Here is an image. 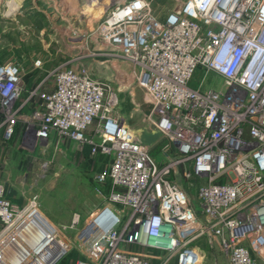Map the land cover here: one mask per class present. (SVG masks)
<instances>
[{"label":"built area","instance_id":"built-area-1","mask_svg":"<svg viewBox=\"0 0 264 264\" xmlns=\"http://www.w3.org/2000/svg\"><path fill=\"white\" fill-rule=\"evenodd\" d=\"M105 7L94 51L113 58L66 63L29 91L20 64L0 65L1 140L24 123L42 173L30 190L70 146L106 159L93 181L98 193L110 183L115 207L92 215L78 235L85 258L71 264H154L156 254L157 264H203V241L227 264H264V0H185L164 19L149 0ZM207 80L222 86L205 90ZM137 90L150 110L144 128L166 141L160 164L122 112L121 96L137 105ZM28 102L31 114L13 112ZM36 206L14 204L0 182V264ZM52 237L54 262L31 251L24 264L65 258L72 245Z\"/></svg>","mask_w":264,"mask_h":264},{"label":"rangeland","instance_id":"rangeland-1","mask_svg":"<svg viewBox=\"0 0 264 264\" xmlns=\"http://www.w3.org/2000/svg\"><path fill=\"white\" fill-rule=\"evenodd\" d=\"M149 1L155 16L164 19L185 0ZM110 3L111 0H0V65L20 64L26 75L25 89L29 91L40 87L48 73L66 63L91 64L113 58L107 52L94 51L96 31L105 6ZM200 78L198 74L194 87L198 86ZM221 86L220 81L207 80L204 89ZM27 98L28 94L24 92L22 100L27 101ZM135 99L137 105L130 93H124L121 96L122 112L142 140L152 146V157L160 164L164 161L160 153L166 141L155 133L153 138L149 137L152 135L143 126L144 116L150 112L143 91L137 90ZM13 112L31 114L30 102L24 107L18 103ZM24 131L25 125L19 121L15 138L7 144L2 142L0 131V182L6 186L8 198L18 206H26L36 197V210L45 220L43 226L54 229L57 240L67 241L73 247L71 255L64 260L83 259L85 256L77 249L78 235L90 224L95 212L106 205L113 206L109 200L111 189L104 187L98 193L93 181L95 172L103 167V160L91 158L88 148L80 159L76 148L70 146L66 156L58 154L48 168L46 178L30 190L29 186L42 173L40 163L32 164L36 151L27 143ZM47 158H38V161L44 162ZM25 173L26 182L22 184ZM76 217L79 221L75 224ZM92 229L89 227L87 233ZM15 248L6 251L8 255ZM126 249L133 252L135 248ZM202 249L206 255L203 264H227L217 242L215 246H208L203 241ZM155 257L154 264H157L163 256L156 254ZM170 264H176V260Z\"/></svg>","mask_w":264,"mask_h":264},{"label":"bare ground","instance_id":"bare-ground-1","mask_svg":"<svg viewBox=\"0 0 264 264\" xmlns=\"http://www.w3.org/2000/svg\"><path fill=\"white\" fill-rule=\"evenodd\" d=\"M31 216L32 217L30 219V223H28V228L23 230L18 235L16 243L10 245L11 248L16 247L15 251L10 253L11 255H8L6 251H10L9 247L5 252H3V257L8 261L9 264L26 263L27 260H29L28 254L31 251H35L37 253L44 251L49 252L48 245L52 243L51 239L54 238L52 236L56 234V231L54 229H50V227L45 228L43 226L42 223H44L45 220L41 218L40 214L32 213ZM39 242L41 243L39 244ZM48 257L52 262H54L56 259L54 253H50Z\"/></svg>","mask_w":264,"mask_h":264},{"label":"crops","instance_id":"crops-1","mask_svg":"<svg viewBox=\"0 0 264 264\" xmlns=\"http://www.w3.org/2000/svg\"><path fill=\"white\" fill-rule=\"evenodd\" d=\"M148 133H150L152 136H149V137H151V138H153V133H151V132H148ZM73 260H70L69 262H68V260H64V258L63 259H61L58 263H60V264H71V262H72ZM57 263V264H58Z\"/></svg>","mask_w":264,"mask_h":264},{"label":"trees","instance_id":"trees-1","mask_svg":"<svg viewBox=\"0 0 264 264\" xmlns=\"http://www.w3.org/2000/svg\"><path fill=\"white\" fill-rule=\"evenodd\" d=\"M99 158H101L103 160V165H104L106 159L103 156H99ZM105 188L111 189L110 183H108ZM68 255L70 256L71 254H68ZM68 255L65 258H68L69 257ZM66 260H68V259H66Z\"/></svg>","mask_w":264,"mask_h":264},{"label":"water","instance_id":"water-1","mask_svg":"<svg viewBox=\"0 0 264 264\" xmlns=\"http://www.w3.org/2000/svg\"><path fill=\"white\" fill-rule=\"evenodd\" d=\"M26 228H28V226Z\"/></svg>","mask_w":264,"mask_h":264}]
</instances>
